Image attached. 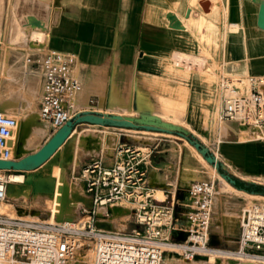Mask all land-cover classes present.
<instances>
[{"label": "crops", "instance_id": "obj_1", "mask_svg": "<svg viewBox=\"0 0 264 264\" xmlns=\"http://www.w3.org/2000/svg\"><path fill=\"white\" fill-rule=\"evenodd\" d=\"M44 1V5L55 7L50 17L49 12L46 19L29 15L42 21L49 19L46 51L75 54L73 74L80 83L77 109L131 117L155 115L193 135L231 177L247 184L253 182L254 186L261 184L257 180L264 178V137L240 140L241 131L218 120L221 94L212 78L218 80L224 70L239 76H264V29L257 26L258 4L252 0H233L232 6L231 0ZM5 6L6 0H0V22L5 21ZM168 14L175 16L180 28L172 26ZM232 22L238 25L235 31L230 30ZM38 60L34 63L40 81L35 115L42 91ZM43 123L48 126L46 134L33 139L26 153L35 152L51 136L50 125ZM74 131L75 127L71 134ZM164 141L167 143L148 145L152 154L146 181L159 201L169 203L172 196L178 199L176 224L183 226L187 188L201 180H195L197 164L190 161V152L185 160L187 149L181 148L177 157L176 151L172 152L177 142ZM113 158L111 155L105 160L106 167L113 164ZM185 164L192 171L188 175L183 172ZM80 186L83 192V184ZM10 201L12 210L21 209L17 216L48 213L43 207L45 199ZM79 209L80 205L74 207L72 213L78 214ZM171 239L183 242L185 235L171 233Z\"/></svg>", "mask_w": 264, "mask_h": 264}, {"label": "built area", "instance_id": "obj_2", "mask_svg": "<svg viewBox=\"0 0 264 264\" xmlns=\"http://www.w3.org/2000/svg\"><path fill=\"white\" fill-rule=\"evenodd\" d=\"M75 54L47 50L38 60L42 91L37 117L50 125L52 134L76 114L80 83L73 74ZM217 88L221 94L220 122L231 123L238 131L245 127L264 137V76H239L221 71ZM17 126L15 117L0 112V160H13L9 140ZM152 148L148 145H120L114 162L106 167L100 158H92L77 180L91 207L82 202L78 214L82 222H39L35 217H10L0 214V264H83L76 251L82 243L92 245L90 264H162L167 250L180 251L190 261L200 253L217 252L210 246V228L216 190L213 180L192 182L187 188L185 224L177 226L172 196L169 203L159 201L147 183V166ZM11 171L0 170V202L6 196L7 177ZM243 210L236 245L223 253L229 258H264V196ZM102 219L113 221L114 208H123L134 223L132 229L96 227L98 210ZM52 216V214H51ZM185 235L183 242L171 239V233Z\"/></svg>", "mask_w": 264, "mask_h": 264}, {"label": "rangeland", "instance_id": "obj_3", "mask_svg": "<svg viewBox=\"0 0 264 264\" xmlns=\"http://www.w3.org/2000/svg\"><path fill=\"white\" fill-rule=\"evenodd\" d=\"M191 1L193 3L195 0ZM252 1L258 5L260 3L259 0ZM44 2V0H6V6L4 8L5 21L0 22V112L16 117L17 119V127L9 144L13 152L19 155L29 151V149H31L32 140L41 138L48 130L47 126L46 131L42 134L36 131L38 126L45 123L37 121L35 115L38 105L40 81L34 63L46 51L45 33L49 19L42 21L33 15L46 19L47 13L49 12L50 17L55 10V7L44 5ZM18 4L22 6H18ZM233 4L234 2L231 0V6ZM189 14L190 12L188 13V17ZM26 23L29 24L28 27L25 26ZM33 27L36 29L31 30ZM232 28L235 29L232 30ZM237 29V23L232 22L230 30L235 31ZM212 78L217 81L216 76H212ZM248 133V136L242 134L239 137L240 140L255 139L262 135V133L253 130ZM250 135L251 137H249ZM28 137L30 142L24 145V140ZM164 139L177 142V144H173L176 150L172 149V152L176 151L177 157L179 156L181 148L187 149L184 155L185 160L188 159V151L190 152V161L193 165L197 164V177L195 180L214 181L217 199L213 218L214 229H212L213 227L210 228V246L217 249V252L220 253L225 250L233 249L239 236V223L243 210L250 206L254 200L263 199L259 198V195L256 194H251L255 196H248L236 192L230 187L229 183L211 167V165L204 161L201 155L186 140L176 134H154L146 131L139 132L133 129L128 131L114 127L90 126L89 124L76 125L74 133L70 135L56 153H54L46 163L34 171L40 179L55 178L63 180L66 184L71 186L72 189L74 188L76 199L72 200L66 197L64 201L60 202L59 200H53V204L51 205L50 200L45 199L43 207L48 213L35 217L34 219L42 223L52 222L55 221L56 213L59 218H71L82 222L80 219L83 218L84 215L72 213V209L80 205L78 200L82 201L84 205L89 204L88 198L84 196L81 190V183L77 180L82 165L84 163L87 164L92 158L96 157L105 162L111 155L114 157L115 150L123 144L138 147L159 141L167 143ZM203 142H205V140H203ZM183 172L188 175L192 171L191 168L185 164L183 166ZM257 181L261 183L258 186H264V178L258 179ZM8 185L9 183H7L6 196L9 199L0 202V214L13 218H29L28 214L25 216L24 214L17 216L16 214L20 212L21 209L12 210L9 206L11 203L10 200L31 199L37 202L43 200L42 197L38 196L40 193L31 195L29 191L27 194H24L21 191V186H18L16 189H10ZM15 194L17 195L14 197ZM54 208L56 212H53ZM58 212L60 214H58ZM100 212L101 210H99V214ZM123 212L124 210L122 208H118L114 212L115 218ZM33 216H36V214L34 213ZM98 221L104 220L99 218L96 222ZM106 222L110 224L111 229H122L124 227L126 229H132L135 227L131 219L126 216L117 218L111 222ZM84 245V249L80 250L79 248L76 251L75 257L77 260L89 261V264L93 258L92 245L89 243ZM170 251L178 253L180 257L169 254L170 252L167 250L164 254L162 264H229L228 262L230 260L233 261V264H249L245 260L227 258L225 254L217 256L208 255V257L206 256L207 259H204V256L200 254L198 257L187 261L183 258L180 251ZM254 264H264V262H254Z\"/></svg>", "mask_w": 264, "mask_h": 264}, {"label": "water", "instance_id": "obj_4", "mask_svg": "<svg viewBox=\"0 0 264 264\" xmlns=\"http://www.w3.org/2000/svg\"><path fill=\"white\" fill-rule=\"evenodd\" d=\"M189 12V10L186 12V17H188ZM167 18L172 23L173 27L180 28V24L175 19L174 15L168 14ZM257 26L264 29V22L260 17L257 20ZM79 124L176 134L186 140L201 155L206 163L215 168L217 173L226 182L232 186L235 184V180L228 174L223 165L208 150V148L201 144L193 135L189 134L181 127L162 121L159 117L146 113H142L137 117H131L87 110L82 111L53 132L45 143H43L35 152L24 153L21 155L14 152L13 160H0V170L11 171L13 174L21 175L23 177V183L30 187L31 195L37 193H51L53 191V185L46 180L40 179L34 171L52 157V155L71 135L73 128ZM240 129L245 130V127H241ZM219 170H221V172H219ZM249 184L252 185L253 182ZM252 194L264 196V186ZM78 202L82 201L78 200ZM87 207H91V202ZM117 209L118 208H114L112 210L113 214ZM71 220V218L58 219L55 217V221L57 222ZM228 263L233 264V261L230 260Z\"/></svg>", "mask_w": 264, "mask_h": 264}, {"label": "bare ground", "instance_id": "obj_5", "mask_svg": "<svg viewBox=\"0 0 264 264\" xmlns=\"http://www.w3.org/2000/svg\"><path fill=\"white\" fill-rule=\"evenodd\" d=\"M260 1V3H259V9H258V14H257V20H258V18L260 17L261 19H262V21L264 22V0H259ZM25 26L26 27H28L29 26V24L28 23H26L25 24ZM235 28H236V26H235ZM235 28H232V30H234ZM36 116H37V114H36ZM16 118V117H15ZM17 120V119H16ZM17 127V126H16ZM46 129H47V125H45V124H43V125H41V126H38L37 128H36V131H38L40 134H42V133H44L45 131H46ZM222 129V128H221ZM16 130V129H15ZM251 133H253V132H251ZM13 134H14V132H13ZM12 134V135H13ZM241 134V133H240ZM242 134L243 135H247L248 136V132L247 131H242ZM241 134V135H242ZM256 135V134H255ZM254 136V135H253ZM257 136H258V134H257ZM70 137V136H69ZM68 137V138H69ZM249 137H251V135L249 136ZM245 138V137H244ZM32 139V138H31ZM10 141V140H9ZM29 142H30V139H29V137L27 138V139H25L24 140V145H27V144H29ZM66 142V141H65ZM64 142V143H65ZM10 145V144H9ZM11 146V145H10ZM12 148V147H11ZM60 148V147H59ZM56 153V152H55ZM54 155V154H53ZM52 155V156H53ZM49 160V159H48ZM47 160V161H48ZM46 161V162H47ZM45 162V163H46ZM42 166V165H41ZM211 167H213V166H211ZM214 168V167H213ZM215 169V168H214ZM37 170V169H36ZM35 170V171H36ZM42 180H46V181H48L49 183H51L52 185H53V191L51 192V193H46V194H42V193H40V194H38V196L39 197H42L43 199H47V200H50V205L51 204H53V200H59V202L60 201H64L65 199H66V197L67 198H71L72 200L73 199H76L75 198V194L76 193H74L75 191H74V188L72 189V187L71 186H69L68 184H66L63 180H61V179H55V178H44V179H42ZM7 183H9V185H8V188H10V189H16L18 186L20 187H22V192L24 193V194H27L29 191H30V187L28 186V185H26V184H24L23 183V177L21 176V175H18V174H11V175H9L8 177H7ZM17 194H15L14 195V197L16 196ZM39 197H37V198H39ZM85 197H87V196H85ZM88 198V200H89V204L87 205V204H85L86 206H89L90 205V202H91V200H90V198L89 197H87ZM46 200V201H47ZM52 200V201H51ZM50 207V206H49ZM55 207V206H54ZM123 209V208H122ZM99 210H101V212H100V214H99ZM98 210V219L100 218V219H102L101 217H102V209L100 208ZM124 210V209H123ZM55 211V208H54V210H53V212ZM56 212V211H55ZM58 214H60L59 212H58ZM122 214H125V210H124V212L122 213ZM122 214H119V216H117L116 218L114 217V220H116L118 217H120V215H122ZM55 216L58 218V219H63V218H59L58 216H57V214L55 213ZM103 220V219H102ZM113 220V221H114ZM111 222V221H110ZM98 224V225H97ZM96 225H97V227L98 228H101V229H107V230H110L111 228H110V224L108 223V222H106V220H104V221H98L97 223H96ZM121 226V225H120ZM116 230H118V229H116ZM85 244V243H84ZM83 243L80 245V250L81 249H84L85 248V245H84ZM171 249H169V254H172L173 256H175V257H180V255L178 254V253H176V252H171L170 251ZM200 254H202L203 256H204V259H207V257H208V255H215V256H217V255H223L224 253L222 252V253H220V252H204V253H200ZM200 254H198V255H200ZM198 255L196 256V257H198ZM207 256V257H206ZM169 258V257H168ZM227 258H229V257H227ZM88 259V258H87ZM171 259V258H170ZM239 259H241V260H245L246 262H248L249 264H254V262H264V258H255V257H241V258H239ZM175 260V259H174ZM83 264H88V262H86V260L84 261V260H80ZM167 263H168V261H167ZM90 264V263H89Z\"/></svg>", "mask_w": 264, "mask_h": 264}, {"label": "trees", "instance_id": "obj_6", "mask_svg": "<svg viewBox=\"0 0 264 264\" xmlns=\"http://www.w3.org/2000/svg\"><path fill=\"white\" fill-rule=\"evenodd\" d=\"M221 172V170H219ZM235 180L234 187L237 188L238 190H242L247 192L248 194H252L255 191H258L262 188V186H254V185H249L245 182H242L234 177H232Z\"/></svg>", "mask_w": 264, "mask_h": 264}]
</instances>
